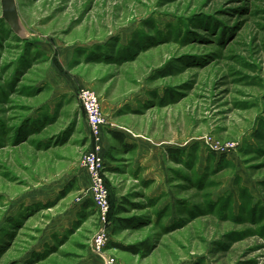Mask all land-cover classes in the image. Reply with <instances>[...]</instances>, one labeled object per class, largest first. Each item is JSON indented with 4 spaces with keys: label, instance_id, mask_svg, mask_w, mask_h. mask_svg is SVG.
<instances>
[{
    "label": "rangeland",
    "instance_id": "rangeland-1",
    "mask_svg": "<svg viewBox=\"0 0 264 264\" xmlns=\"http://www.w3.org/2000/svg\"><path fill=\"white\" fill-rule=\"evenodd\" d=\"M16 1L32 43L0 1V264H264V0ZM81 87L106 117L102 253Z\"/></svg>",
    "mask_w": 264,
    "mask_h": 264
},
{
    "label": "built area",
    "instance_id": "built-area-1",
    "mask_svg": "<svg viewBox=\"0 0 264 264\" xmlns=\"http://www.w3.org/2000/svg\"><path fill=\"white\" fill-rule=\"evenodd\" d=\"M77 98L85 114L93 140L92 148L83 157L82 166L89 175L88 192L103 224L94 238L93 248L102 253L109 237L107 225L111 212L110 191L104 176L105 152L102 144V131L106 117L100 98L93 89L81 87L77 92ZM104 262L105 264H116V259L113 256H104Z\"/></svg>",
    "mask_w": 264,
    "mask_h": 264
},
{
    "label": "water",
    "instance_id": "water-1",
    "mask_svg": "<svg viewBox=\"0 0 264 264\" xmlns=\"http://www.w3.org/2000/svg\"><path fill=\"white\" fill-rule=\"evenodd\" d=\"M2 5V18L7 22L12 31L21 39H29V31L19 14L16 0H0Z\"/></svg>",
    "mask_w": 264,
    "mask_h": 264
},
{
    "label": "trees",
    "instance_id": "trees-1",
    "mask_svg": "<svg viewBox=\"0 0 264 264\" xmlns=\"http://www.w3.org/2000/svg\"><path fill=\"white\" fill-rule=\"evenodd\" d=\"M3 20H4V19H3ZM14 34H15V33H14ZM15 37H17L20 41H26V42H29V43L31 42V43H32V41L29 40V39H21V38H19L17 35H15ZM112 134H113L114 137L117 138L119 141L124 142V135H123V133L116 132V131H112ZM177 152H179V149H172V148H169V149H168V154H169L172 158H175V160H178V158L176 157ZM87 205H88V202H87V203H84V207H87ZM110 214H111V212H110ZM145 248L148 249V246L146 245Z\"/></svg>",
    "mask_w": 264,
    "mask_h": 264
},
{
    "label": "crops",
    "instance_id": "crops-1",
    "mask_svg": "<svg viewBox=\"0 0 264 264\" xmlns=\"http://www.w3.org/2000/svg\"><path fill=\"white\" fill-rule=\"evenodd\" d=\"M89 183H90V182H89ZM89 183H88V184H89Z\"/></svg>",
    "mask_w": 264,
    "mask_h": 264
}]
</instances>
